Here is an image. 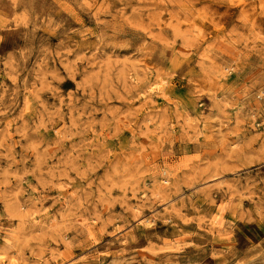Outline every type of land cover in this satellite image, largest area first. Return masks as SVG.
Here are the masks:
<instances>
[{
	"label": "rangeland",
	"instance_id": "rangeland-1",
	"mask_svg": "<svg viewBox=\"0 0 264 264\" xmlns=\"http://www.w3.org/2000/svg\"><path fill=\"white\" fill-rule=\"evenodd\" d=\"M0 264H264V0H0Z\"/></svg>",
	"mask_w": 264,
	"mask_h": 264
},
{
	"label": "bare ground",
	"instance_id": "bare-ground-1",
	"mask_svg": "<svg viewBox=\"0 0 264 264\" xmlns=\"http://www.w3.org/2000/svg\"><path fill=\"white\" fill-rule=\"evenodd\" d=\"M197 19V18H196ZM199 23V22H198ZM139 214H140V212H139ZM152 217V216H151ZM150 218V217H149ZM147 220H148V218H147ZM219 220H220V218H219ZM219 222V221H218ZM220 222H221V220H220ZM139 224H141V223H139ZM147 224V223H146ZM141 226H142V224H141ZM145 226V225H144ZM220 227H221V225H220ZM123 245V244H122ZM167 248V247H166Z\"/></svg>",
	"mask_w": 264,
	"mask_h": 264
}]
</instances>
